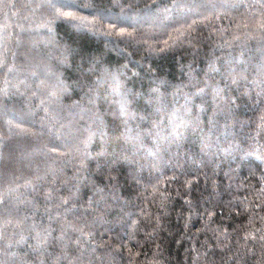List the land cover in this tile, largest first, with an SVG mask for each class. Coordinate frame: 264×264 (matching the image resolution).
Returning a JSON list of instances; mask_svg holds the SVG:
<instances>
[{"label": "trees", "instance_id": "1", "mask_svg": "<svg viewBox=\"0 0 264 264\" xmlns=\"http://www.w3.org/2000/svg\"><path fill=\"white\" fill-rule=\"evenodd\" d=\"M0 264H264V0H0Z\"/></svg>", "mask_w": 264, "mask_h": 264}, {"label": "snow or ice", "instance_id": "2", "mask_svg": "<svg viewBox=\"0 0 264 264\" xmlns=\"http://www.w3.org/2000/svg\"><path fill=\"white\" fill-rule=\"evenodd\" d=\"M63 15H66L67 16V15H70V13H63Z\"/></svg>", "mask_w": 264, "mask_h": 264}]
</instances>
